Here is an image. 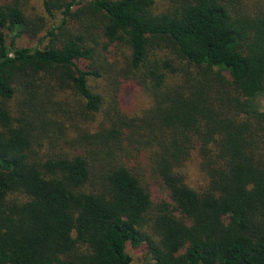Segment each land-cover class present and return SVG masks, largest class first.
I'll return each instance as SVG.
<instances>
[{
	"label": "trees",
	"instance_id": "1",
	"mask_svg": "<svg viewBox=\"0 0 264 264\" xmlns=\"http://www.w3.org/2000/svg\"><path fill=\"white\" fill-rule=\"evenodd\" d=\"M42 1L0 0V264H264V0Z\"/></svg>",
	"mask_w": 264,
	"mask_h": 264
},
{
	"label": "rangeland",
	"instance_id": "2",
	"mask_svg": "<svg viewBox=\"0 0 264 264\" xmlns=\"http://www.w3.org/2000/svg\"><path fill=\"white\" fill-rule=\"evenodd\" d=\"M156 1L158 2L157 7L160 9H162L167 2L166 0H156ZM29 13L31 14L30 15L31 17L32 16L44 17L48 21V24H50L51 22L47 17L42 0H29ZM56 23L57 21L55 20L54 24ZM17 44L35 46L37 44V39L31 38L30 36L25 34L17 40ZM110 48L111 51H114L118 54V57L120 59L124 57V54H126L127 52V49L124 46H120V47L112 46ZM100 56L101 55H99V57ZM106 56L109 61H112L113 57L110 54H107ZM91 83L94 84L95 82L91 81ZM98 83L100 85H105V81L101 78L98 79ZM149 103H150V99L147 93L140 86L133 85V86L124 87L122 89V106L124 107L127 113L129 114L140 113L144 108H146L149 105ZM197 164H198L197 153L196 150H193L191 156L186 161L183 167V170L187 177L186 178L187 182L193 186H196L202 182V176L199 173ZM154 190H155L154 194L157 195L159 189L155 186ZM126 250L132 257L133 262L135 264H146V262L148 261L149 256L147 253V249L144 246L132 247L128 245L126 247Z\"/></svg>",
	"mask_w": 264,
	"mask_h": 264
}]
</instances>
